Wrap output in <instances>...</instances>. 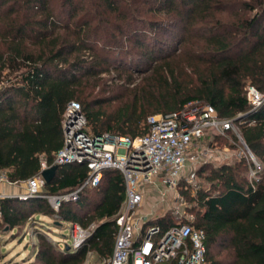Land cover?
<instances>
[{"label":"trees","instance_id":"obj_1","mask_svg":"<svg viewBox=\"0 0 264 264\" xmlns=\"http://www.w3.org/2000/svg\"><path fill=\"white\" fill-rule=\"evenodd\" d=\"M175 24L182 33L170 47L160 36L173 37ZM134 73L140 77L129 89ZM247 83L264 91V0H0V174L22 182L42 161L52 164L71 100L94 133L130 137L147 132L149 115L203 101L219 117L235 119L260 168L250 179L244 158L201 165L196 176L208 188L193 196L183 191L197 206L191 222L205 233L208 264H264V103L252 109L243 94ZM88 174L79 163L59 165L44 192L71 191ZM124 199L121 171L106 169L97 186L57 210L45 197H3L0 232L24 234L32 223L38 241L27 264L108 258ZM36 216L91 234L78 248L61 247ZM177 223L163 215L144 227L164 231ZM217 244L230 249L231 260L215 257ZM2 247L0 240V259Z\"/></svg>","mask_w":264,"mask_h":264},{"label":"built area","instance_id":"obj_2","mask_svg":"<svg viewBox=\"0 0 264 264\" xmlns=\"http://www.w3.org/2000/svg\"><path fill=\"white\" fill-rule=\"evenodd\" d=\"M244 97L253 110L264 103V91L247 83ZM240 116V115H239ZM148 130L143 135L118 136L108 132L94 133L80 104L69 101L62 115L63 144L55 153L52 164L41 162L40 171L25 181L20 199L45 197L57 210L64 201H76L85 187H95L106 169L121 171L125 182V199L115 222L117 232L112 254L102 258L103 264H208L204 231L189 220L162 230L159 225H145L137 216V207L145 197L147 187L157 182L175 189L180 181L192 182L198 168L216 160L218 137L234 133L239 157L245 158L251 178H256L260 163L241 139L234 118H222L215 108L193 100L167 114L147 117ZM226 156L221 155L225 162ZM79 163L89 170L88 177L75 189L46 194L43 169L53 164ZM8 182L4 172L0 183ZM0 192L1 199L5 197ZM72 246L78 248L91 234L77 224L72 228Z\"/></svg>","mask_w":264,"mask_h":264},{"label":"rangeland","instance_id":"obj_3","mask_svg":"<svg viewBox=\"0 0 264 264\" xmlns=\"http://www.w3.org/2000/svg\"><path fill=\"white\" fill-rule=\"evenodd\" d=\"M173 29V37H167L161 35V39L165 42H168L170 47L176 46L177 38L181 35V28L179 24H175L171 27ZM115 72L111 71L109 74H103L106 78L112 76ZM134 82L129 85V89L139 80L140 74L134 73ZM180 81H185L184 76L180 77ZM131 94V93H130ZM115 104L107 109L108 112L112 111ZM237 140L233 139L231 134L229 137H223V139L217 140L216 145V160L211 164L213 166H218L221 163V155L226 156L225 162L233 163L242 157L238 155V147L234 145ZM245 159V158H244ZM246 161V159H245ZM247 163V161H246ZM247 177L251 178L250 170L247 173ZM8 182H1V184ZM17 184H15L16 186ZM205 189L208 188V184L203 182L200 177H197L192 182L180 181L175 189H168L166 186L157 182L155 186L147 187L145 192V197L141 204L137 207V216L143 217V221L153 220L160 216H166L172 218L173 221L178 222L179 220H194V210L197 208L194 202L188 200L183 191H188L189 196L195 195L196 190L199 187ZM19 194L25 190V185H20ZM154 208V209H153ZM153 211V212H152ZM35 217V216H30ZM38 222L43 225L47 230L49 229V234L51 237L57 241L61 247L65 244L72 246V228L73 225L70 224H61L60 227H57V220H54L47 216H36ZM28 232L19 233V235L12 236V232L7 234H1L0 240L3 244L4 256L0 259V264H27V261L31 259L33 254L35 243H37L36 234L32 228V223L27 227ZM73 247V246H72ZM212 252L215 254L217 259H221L223 263L228 262L232 259L230 249L225 247V245L217 244L212 249ZM83 264H103L102 259L96 255L89 256V258Z\"/></svg>","mask_w":264,"mask_h":264},{"label":"crops","instance_id":"obj_4","mask_svg":"<svg viewBox=\"0 0 264 264\" xmlns=\"http://www.w3.org/2000/svg\"><path fill=\"white\" fill-rule=\"evenodd\" d=\"M8 184H11V185H7L5 183H2L1 184L2 186L0 187V192L4 193L7 196H17L19 194V187L18 186L25 185L26 183H25V181H22V182H8ZM15 184H17V185L15 186Z\"/></svg>","mask_w":264,"mask_h":264},{"label":"water","instance_id":"obj_5","mask_svg":"<svg viewBox=\"0 0 264 264\" xmlns=\"http://www.w3.org/2000/svg\"><path fill=\"white\" fill-rule=\"evenodd\" d=\"M58 166L59 165H57V164H53V165L49 166L48 168H45L42 170L41 174L47 183L53 179Z\"/></svg>","mask_w":264,"mask_h":264}]
</instances>
